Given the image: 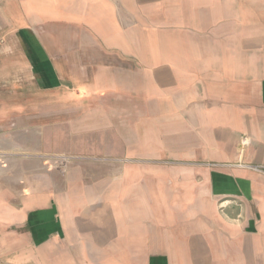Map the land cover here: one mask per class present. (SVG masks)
Listing matches in <instances>:
<instances>
[{"label": "crops", "instance_id": "1", "mask_svg": "<svg viewBox=\"0 0 264 264\" xmlns=\"http://www.w3.org/2000/svg\"><path fill=\"white\" fill-rule=\"evenodd\" d=\"M0 264H264V0H0Z\"/></svg>", "mask_w": 264, "mask_h": 264}, {"label": "rangeland", "instance_id": "2", "mask_svg": "<svg viewBox=\"0 0 264 264\" xmlns=\"http://www.w3.org/2000/svg\"><path fill=\"white\" fill-rule=\"evenodd\" d=\"M37 93L38 105H28L29 119L22 124L27 125L28 129L38 130L43 136L45 151L37 156L45 168L44 171L59 169L64 172L76 163L99 161L98 156L69 151L80 148V143L69 142L67 128L69 121L73 125H79V120L83 119L84 105L70 102L73 96L67 90H44ZM31 94L34 96L36 91H31Z\"/></svg>", "mask_w": 264, "mask_h": 264}, {"label": "built area", "instance_id": "3", "mask_svg": "<svg viewBox=\"0 0 264 264\" xmlns=\"http://www.w3.org/2000/svg\"><path fill=\"white\" fill-rule=\"evenodd\" d=\"M244 142H245V140H244Z\"/></svg>", "mask_w": 264, "mask_h": 264}]
</instances>
